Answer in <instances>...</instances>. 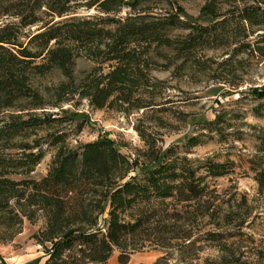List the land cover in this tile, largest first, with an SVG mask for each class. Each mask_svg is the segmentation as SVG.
<instances>
[{"label":"trees","instance_id":"trees-1","mask_svg":"<svg viewBox=\"0 0 264 264\" xmlns=\"http://www.w3.org/2000/svg\"><path fill=\"white\" fill-rule=\"evenodd\" d=\"M199 11V19L188 17L179 0H0L2 243L25 220H42L31 236L45 254L42 264H103L115 251L118 263L127 264L147 247L162 251L151 264H201L200 241L226 263H247L228 242L251 213L247 198L239 199L247 210L236 213L215 186L237 162L189 156L209 139L242 140L239 126L255 130L243 112L220 105L182 146L162 147L136 126L146 148L130 158L108 138L70 145L74 130L63 125L71 118L44 110L77 96L92 109L163 112L165 102L157 98L166 87L153 71L210 69L206 62L215 60L205 52L221 49L226 58L216 64L234 75L243 56H264V0H204ZM80 60L86 65L78 67ZM54 72L56 83L36 84ZM254 95L264 98V92ZM260 132L252 134L254 152L238 161L264 195ZM48 149L46 174L31 177Z\"/></svg>","mask_w":264,"mask_h":264},{"label":"rangeland","instance_id":"rangeland-1","mask_svg":"<svg viewBox=\"0 0 264 264\" xmlns=\"http://www.w3.org/2000/svg\"><path fill=\"white\" fill-rule=\"evenodd\" d=\"M179 3L185 8L188 17L199 19V10L204 0H179ZM260 44L264 51V41ZM205 53L207 57L215 60V63L206 62L205 66L211 64L210 69L207 67L206 70H200L193 67L184 71L172 68L153 71V76L162 80L166 87L162 97L157 98L165 102L166 109L163 112L139 110L124 113L109 108L92 109L85 99L77 96L74 102L63 104L61 108L44 110L71 118L63 125L64 128L74 130L67 140L70 145L96 138H108L119 151L130 158H135L146 148L135 129L136 126H143L146 131L157 137L158 144L162 147L170 143L182 146L189 136L199 134V122L213 119L214 112L220 105L243 112L244 120L255 125V130L241 127L235 121L232 129L239 126L240 130L245 132L242 140L232 141L229 138L228 143H218L209 139L204 144L191 148L189 156L211 157L218 161L233 159L237 162L238 166H235L232 174L215 181L221 199L229 200L226 201L228 208L236 213L245 212L247 208L239 204V199L243 196H246L251 208L244 226L236 229L240 231L234 233L236 235L228 242H233L232 250L236 258L247 262L244 264H264V195L257 192L256 183L251 179L250 173H245L247 164L238 161L240 154L247 156L254 152L255 140L252 134H261L260 129H264V98L254 95L256 92H264V56L258 53L254 56H243L240 63H234V75H227L222 67L216 64L226 58L223 50ZM206 56H203L204 60ZM85 65L84 61H78V67ZM58 80L59 76L54 72L35 79V82L40 88H44ZM255 107L260 109L261 115H256ZM77 125L78 130L75 131ZM43 134L41 131L39 136ZM52 155L53 151L48 149L30 176L39 178L45 175ZM139 160L143 161L141 158ZM41 225L42 220L34 224L25 220L22 231L11 242L0 241V264H42L45 254L31 237ZM211 227L212 225H208L206 228ZM198 244L201 246V264H230L226 263L220 252L208 242L200 241ZM161 255L162 251L158 248L147 247L133 253L127 264H151ZM206 257L209 258L207 262L204 260ZM103 264H119L117 252H113Z\"/></svg>","mask_w":264,"mask_h":264}]
</instances>
